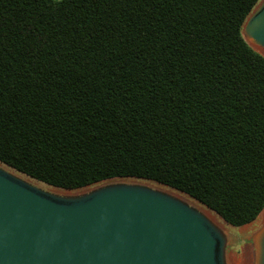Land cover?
I'll use <instances>...</instances> for the list:
<instances>
[{
	"label": "trees",
	"instance_id": "1",
	"mask_svg": "<svg viewBox=\"0 0 264 264\" xmlns=\"http://www.w3.org/2000/svg\"><path fill=\"white\" fill-rule=\"evenodd\" d=\"M259 0H0V163L78 190L151 181L232 227L264 209Z\"/></svg>",
	"mask_w": 264,
	"mask_h": 264
},
{
	"label": "water",
	"instance_id": "2",
	"mask_svg": "<svg viewBox=\"0 0 264 264\" xmlns=\"http://www.w3.org/2000/svg\"><path fill=\"white\" fill-rule=\"evenodd\" d=\"M257 4L241 33L264 57V0ZM7 168L0 163V264H227L222 229L180 191L117 181L54 193ZM251 240L253 264H264V223Z\"/></svg>",
	"mask_w": 264,
	"mask_h": 264
},
{
	"label": "rangeland",
	"instance_id": "3",
	"mask_svg": "<svg viewBox=\"0 0 264 264\" xmlns=\"http://www.w3.org/2000/svg\"><path fill=\"white\" fill-rule=\"evenodd\" d=\"M7 170L12 171L16 175L21 176L22 178L30 181L31 183L38 186L39 188H42L46 191L54 192V193L57 192V193L75 194V193H79V192H84V191L92 189L94 187L101 186V185L106 184V183L117 182V181L143 182V183H148V184L153 185V186L163 187L162 185L155 183V182H151V181L132 179V178H118V179L116 178V179L106 180V181H103V182H100V183H97V184H94L92 186H88V187H85L82 189H78V190H62V189H57L54 187L47 186V185L42 184L40 182H37L33 179L31 180L25 176H22L16 172H14L13 170H11L9 168H7ZM189 199H191V198H189ZM191 200H193V199H191ZM263 213H264V211L253 222H251L247 225H244L242 227L235 228V227H232V226L226 224L217 215H215L214 213L211 212V216L217 219V221H216L217 224L222 226V231L225 234V236L227 237V247H226V252H225L227 264H229V258L231 255H234L235 257H240L243 253V250L246 248H251V250L253 252L255 251L251 239H252L253 235L259 230V228L264 223V220L261 218V215Z\"/></svg>",
	"mask_w": 264,
	"mask_h": 264
},
{
	"label": "bare ground",
	"instance_id": "4",
	"mask_svg": "<svg viewBox=\"0 0 264 264\" xmlns=\"http://www.w3.org/2000/svg\"><path fill=\"white\" fill-rule=\"evenodd\" d=\"M263 51V50H262ZM264 53V51H263ZM177 198L185 201L187 204L191 205L195 209L201 211L206 217H208L211 221H213L218 227L222 229V226L217 224V219L211 216V212L206 210L202 205H200L198 202L189 199L186 196L180 197L179 195H175ZM261 218L264 220V213L261 215ZM254 252L251 250V248H246L243 250V253L240 257H235L234 255H231L229 258V264H253L254 262Z\"/></svg>",
	"mask_w": 264,
	"mask_h": 264
}]
</instances>
